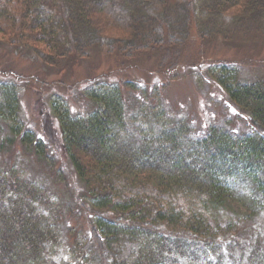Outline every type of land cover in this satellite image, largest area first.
<instances>
[{"label":"trees","instance_id":"1","mask_svg":"<svg viewBox=\"0 0 264 264\" xmlns=\"http://www.w3.org/2000/svg\"><path fill=\"white\" fill-rule=\"evenodd\" d=\"M192 25L202 39L226 42L232 27L264 38V0H0L4 42L47 66L116 47L131 58L165 49L164 66ZM207 68L204 81L242 129L212 113L198 129L170 119L160 90L132 82L87 84L85 113L52 101L82 194L54 197L20 167H0V264H48L69 197L89 222L85 252L71 255L91 264H264V76L232 62ZM26 86L0 78V147L19 144L42 162L48 147L20 117Z\"/></svg>","mask_w":264,"mask_h":264},{"label":"rangeland","instance_id":"2","mask_svg":"<svg viewBox=\"0 0 264 264\" xmlns=\"http://www.w3.org/2000/svg\"><path fill=\"white\" fill-rule=\"evenodd\" d=\"M232 29L230 39L224 42L217 38L202 39L195 26H190L188 40L179 48L168 51L171 58L164 66L161 59L165 57V49L143 52L131 58L124 57L118 47L113 52L94 48L86 58H68L57 66H47L30 54L6 44L0 32V78L20 79L27 83L20 95V117L48 147L47 158L42 162L25 154L19 144L11 148L6 145L0 147V167L18 166L30 180L45 186L54 197H64L68 193L78 199L82 189L70 170L61 131L51 113L50 103L64 99L73 110L85 113L88 103L85 104L82 91L87 84L94 86L101 79L121 86L124 82H132L146 91L160 90L164 111L170 119L191 120L197 129L207 123L211 113L216 116L217 124L223 125L228 121L230 128L242 129L235 119L237 114L230 115V109L223 111L222 103L217 101L219 91L204 81L211 77L208 64L217 61L239 64L248 78L264 76V38L254 27L242 34L237 28ZM123 93L128 98L134 94L130 88H123ZM6 133L0 127V140ZM72 197L68 198L71 205L68 227L63 231L56 255L48 264H91L84 254L79 259L76 257L77 261L71 255V252L83 249L85 252L84 240L88 241L89 231L86 215L78 210L79 206Z\"/></svg>","mask_w":264,"mask_h":264}]
</instances>
